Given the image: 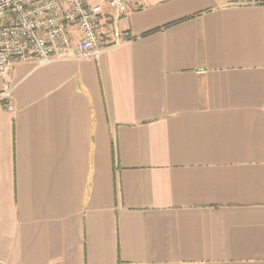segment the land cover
I'll use <instances>...</instances> for the list:
<instances>
[{"label":"crops","instance_id":"obj_1","mask_svg":"<svg viewBox=\"0 0 264 264\" xmlns=\"http://www.w3.org/2000/svg\"><path fill=\"white\" fill-rule=\"evenodd\" d=\"M128 5L131 42L13 70L0 264H264V0Z\"/></svg>","mask_w":264,"mask_h":264},{"label":"built area","instance_id":"obj_2","mask_svg":"<svg viewBox=\"0 0 264 264\" xmlns=\"http://www.w3.org/2000/svg\"><path fill=\"white\" fill-rule=\"evenodd\" d=\"M128 12V0H0V105L13 110L18 64L97 60L134 40L120 26Z\"/></svg>","mask_w":264,"mask_h":264}]
</instances>
